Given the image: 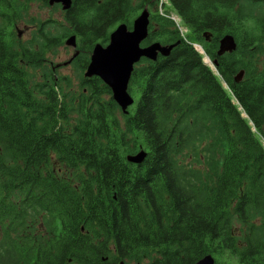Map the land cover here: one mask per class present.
Masks as SVG:
<instances>
[{
  "label": "trees",
  "instance_id": "obj_1",
  "mask_svg": "<svg viewBox=\"0 0 264 264\" xmlns=\"http://www.w3.org/2000/svg\"><path fill=\"white\" fill-rule=\"evenodd\" d=\"M166 1L186 40L165 0L64 10L82 71L145 7L141 44L177 42L135 63L119 117L99 77L77 91L45 66L54 36L20 44L16 0H0V264H264V0ZM225 34L236 47L218 54ZM140 149L141 163L126 160Z\"/></svg>",
  "mask_w": 264,
  "mask_h": 264
},
{
  "label": "water",
  "instance_id": "obj_2",
  "mask_svg": "<svg viewBox=\"0 0 264 264\" xmlns=\"http://www.w3.org/2000/svg\"><path fill=\"white\" fill-rule=\"evenodd\" d=\"M60 4L63 10L71 5V0H48L49 5ZM149 10L145 7L133 19L131 28L122 22L114 27L109 33L108 42L102 44L97 42L94 44L89 62L84 71V77L97 76L107 86H109L114 101L126 113L128 107L134 103L133 96L127 90L135 63L142 57L154 60L157 55L166 56L177 42L166 45L159 41H154L146 45H142V41L148 34ZM208 39L209 35L203 33ZM67 45L76 48L75 35H70L65 40ZM236 47V41L231 34H225L219 39L218 54L232 51ZM78 53L76 49L73 57ZM243 76L241 70L235 77L238 82ZM146 156V151L140 149L135 153L127 154L126 160L139 164ZM117 264H126L125 261H119ZM193 264H216L211 254H206L196 260Z\"/></svg>",
  "mask_w": 264,
  "mask_h": 264
},
{
  "label": "rangeland",
  "instance_id": "obj_3",
  "mask_svg": "<svg viewBox=\"0 0 264 264\" xmlns=\"http://www.w3.org/2000/svg\"><path fill=\"white\" fill-rule=\"evenodd\" d=\"M165 5L170 14L174 15L167 1H165ZM15 7L19 18L14 22L12 28L20 44L32 45L35 43L37 46L39 45L37 39H41L43 42L45 34L54 36L53 47L46 53L45 66L49 68L54 67L57 69L58 74L67 76L73 88L80 91L82 88L81 79L84 77L85 70L82 71L73 62L72 55L76 48H72L65 43L68 37H62L65 20L64 10L61 5L58 3L49 5L41 0H16ZM178 22H181V18L176 16V23ZM209 63L211 64V62ZM120 112L121 109L118 106L115 113L119 116ZM221 261L224 264H239L231 257L223 258ZM217 263L222 264L218 260Z\"/></svg>",
  "mask_w": 264,
  "mask_h": 264
},
{
  "label": "built area",
  "instance_id": "obj_4",
  "mask_svg": "<svg viewBox=\"0 0 264 264\" xmlns=\"http://www.w3.org/2000/svg\"><path fill=\"white\" fill-rule=\"evenodd\" d=\"M176 16L177 15H172L171 16V18L176 22ZM178 17V16H177ZM179 18V17H178ZM177 24V26H178V28H179V30H180V33H181V35L182 36H184V34H185V32L187 31V29L185 28V27H183V26H181L180 25V22H178V23H176Z\"/></svg>",
  "mask_w": 264,
  "mask_h": 264
},
{
  "label": "bare ground",
  "instance_id": "obj_5",
  "mask_svg": "<svg viewBox=\"0 0 264 264\" xmlns=\"http://www.w3.org/2000/svg\"><path fill=\"white\" fill-rule=\"evenodd\" d=\"M208 61V59H206Z\"/></svg>",
  "mask_w": 264,
  "mask_h": 264
}]
</instances>
